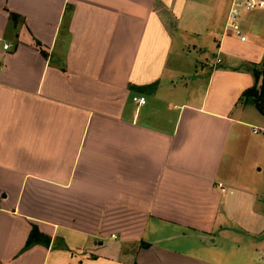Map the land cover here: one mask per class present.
I'll list each match as a JSON object with an SVG mask.
<instances>
[{
	"label": "crops",
	"instance_id": "crops-1",
	"mask_svg": "<svg viewBox=\"0 0 264 264\" xmlns=\"http://www.w3.org/2000/svg\"><path fill=\"white\" fill-rule=\"evenodd\" d=\"M231 3L0 0V264H264V200L228 173L264 12L240 43ZM196 32L216 60L185 77Z\"/></svg>",
	"mask_w": 264,
	"mask_h": 264
},
{
	"label": "rangeland",
	"instance_id": "rangeland-1",
	"mask_svg": "<svg viewBox=\"0 0 264 264\" xmlns=\"http://www.w3.org/2000/svg\"><path fill=\"white\" fill-rule=\"evenodd\" d=\"M202 36L203 33L200 32L181 34L177 42L178 58L173 56L171 62L179 61L181 64L179 72L185 77L193 76L195 65L200 71L201 65L213 64L216 60L215 50L203 53L198 51V46L203 42ZM180 80L181 78L176 79L177 82ZM250 102L251 99L246 98L240 103L243 106L242 121L247 125L244 124L242 127V137L237 143V150L231 158V164L228 165V173L236 177L241 188L250 189L257 193L260 200H264V116ZM253 129H256L257 133L253 134Z\"/></svg>",
	"mask_w": 264,
	"mask_h": 264
},
{
	"label": "built area",
	"instance_id": "built-area-1",
	"mask_svg": "<svg viewBox=\"0 0 264 264\" xmlns=\"http://www.w3.org/2000/svg\"><path fill=\"white\" fill-rule=\"evenodd\" d=\"M258 10L264 12V0H232L226 21V32L240 43H245L247 39L241 28L242 16ZM5 49H7V46H5ZM217 63H220V61L218 60ZM132 101L138 106L146 103L145 99L141 97H135ZM254 133H257V131L254 130Z\"/></svg>",
	"mask_w": 264,
	"mask_h": 264
},
{
	"label": "trees",
	"instance_id": "trees-1",
	"mask_svg": "<svg viewBox=\"0 0 264 264\" xmlns=\"http://www.w3.org/2000/svg\"><path fill=\"white\" fill-rule=\"evenodd\" d=\"M255 79L260 83L259 86H254L250 90L243 94L241 100H246V98L251 99V104L257 109V111L264 116V58L262 60L261 66L258 70L253 71ZM40 235L37 229L33 228L29 235L26 243V247L31 246L33 243H39Z\"/></svg>",
	"mask_w": 264,
	"mask_h": 264
}]
</instances>
